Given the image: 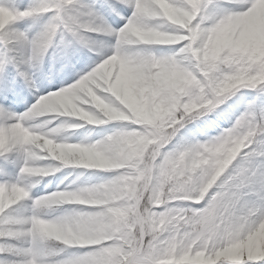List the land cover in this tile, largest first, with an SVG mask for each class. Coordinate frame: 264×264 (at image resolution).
<instances>
[{
	"label": "snow or ice",
	"instance_id": "1",
	"mask_svg": "<svg viewBox=\"0 0 264 264\" xmlns=\"http://www.w3.org/2000/svg\"><path fill=\"white\" fill-rule=\"evenodd\" d=\"M0 264H264V0H0Z\"/></svg>",
	"mask_w": 264,
	"mask_h": 264
}]
</instances>
